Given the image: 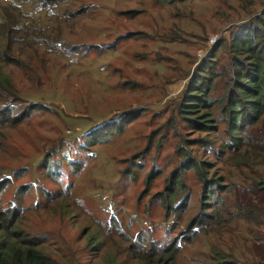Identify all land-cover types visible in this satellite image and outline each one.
I'll use <instances>...</instances> for the list:
<instances>
[{
	"label": "rangeland",
	"instance_id": "374dc122",
	"mask_svg": "<svg viewBox=\"0 0 264 264\" xmlns=\"http://www.w3.org/2000/svg\"><path fill=\"white\" fill-rule=\"evenodd\" d=\"M263 9L264 0H0V49L11 59L0 105L27 111L0 127V219L14 214L59 264H153L172 245L179 264H210L214 244L246 257L264 225L233 206L264 187L253 153L264 119L238 131L234 156L221 105L209 109L214 130L192 127L180 108L207 71L211 97L225 92L231 39ZM188 158L207 161L223 189L211 201H222L217 218L197 235L189 225L208 208L192 168L181 205L160 202Z\"/></svg>",
	"mask_w": 264,
	"mask_h": 264
},
{
	"label": "trees",
	"instance_id": "16d2710c",
	"mask_svg": "<svg viewBox=\"0 0 264 264\" xmlns=\"http://www.w3.org/2000/svg\"><path fill=\"white\" fill-rule=\"evenodd\" d=\"M20 3H27L30 0H13ZM40 2L43 7L59 4L65 0H34ZM243 26V27H242ZM242 29L237 31L230 42L229 55L231 71L224 83L225 92L217 98L211 97L210 91L213 89L214 76L211 71L199 75L197 80H192L188 84L185 94V102L180 108L182 117L190 122L192 127L199 126L205 130L215 129V117L209 110L216 102L221 105L220 115L227 124L229 131V140L234 143L232 153L239 155L240 147H236L239 141L238 131L249 123H257L264 119V9L253 17L247 25H242ZM9 53L0 49V98H8V77L3 71V66L11 62ZM209 57V55L207 56ZM206 57V61L210 60ZM13 62V61H12ZM210 65V64H209ZM214 69L215 66H211ZM230 72V73H229ZM190 99L191 101L187 100ZM27 117V111L15 112L13 104L6 103L0 105V127L5 124H15ZM94 132V131H92ZM231 150L230 143L226 142ZM264 149V148H263ZM260 148L253 149L256 158L263 157L264 151ZM185 165V166H184ZM192 168L197 179L202 184V205L208 208V211H202L193 218L189 225V230L193 235L201 232L205 233L206 225L209 221L217 218L218 210L211 208L222 203L218 199L212 201V197L217 191H223L220 178L209 176L210 165L205 160H196L188 158L180 167L169 177V186L165 190L164 197L160 202L166 210H173L181 205L184 198L183 173L186 169ZM264 180V179H263ZM182 197L174 206L175 201ZM235 210L239 214L251 221H258L264 225V187L259 195H255L251 202L236 198L234 202ZM11 220L0 219V264H59L43 250L37 247L39 242H34L29 233ZM203 217V218H202ZM205 227V228H204ZM245 242H247L244 239ZM249 241V240H248ZM246 245V257L237 256L232 250L222 248L219 244L212 245L207 251L206 257L210 264H264V238L262 234L256 235ZM180 245V244H179ZM170 246L162 249L159 257L153 264H179L175 260L177 250ZM230 248V247H229ZM172 249V250H171Z\"/></svg>",
	"mask_w": 264,
	"mask_h": 264
}]
</instances>
